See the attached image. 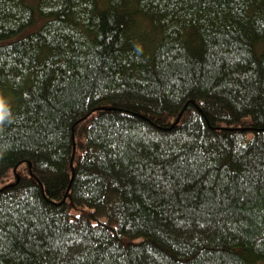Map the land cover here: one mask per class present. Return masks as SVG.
Returning a JSON list of instances; mask_svg holds the SVG:
<instances>
[{"label":"trees","instance_id":"obj_1","mask_svg":"<svg viewBox=\"0 0 264 264\" xmlns=\"http://www.w3.org/2000/svg\"><path fill=\"white\" fill-rule=\"evenodd\" d=\"M0 111V264L264 260V0H0Z\"/></svg>","mask_w":264,"mask_h":264},{"label":"rangeland","instance_id":"obj_2","mask_svg":"<svg viewBox=\"0 0 264 264\" xmlns=\"http://www.w3.org/2000/svg\"><path fill=\"white\" fill-rule=\"evenodd\" d=\"M35 1L36 0H26V3H28L31 6H34L35 5ZM36 18H37L36 19L37 23H35V24H37V26H38V22H40L38 19H42V18H40L38 16V13L36 14ZM35 24H34V26H31V27L29 26L28 28H25L26 31L24 33L26 34V32H30L29 30L35 31V29H37L40 26L39 25L37 27V26H35ZM17 169H18V173H21V172H25L26 171L25 165L23 163ZM13 179H15V176H14V173L11 172V174L8 177H6L4 180L0 181V188L4 184H11V182L13 181ZM256 264H264V260L258 261Z\"/></svg>","mask_w":264,"mask_h":264},{"label":"clouds","instance_id":"obj_3","mask_svg":"<svg viewBox=\"0 0 264 264\" xmlns=\"http://www.w3.org/2000/svg\"><path fill=\"white\" fill-rule=\"evenodd\" d=\"M8 115L7 111H0V121H3V119Z\"/></svg>","mask_w":264,"mask_h":264}]
</instances>
